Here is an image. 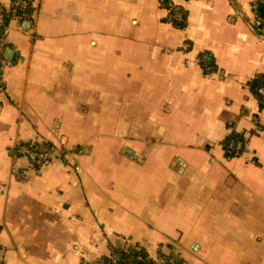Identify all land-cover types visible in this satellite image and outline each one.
<instances>
[{"label": "crops", "instance_id": "crops-1", "mask_svg": "<svg viewBox=\"0 0 264 264\" xmlns=\"http://www.w3.org/2000/svg\"><path fill=\"white\" fill-rule=\"evenodd\" d=\"M260 6L33 0L11 18L1 264H111L139 250L176 264H264V108L251 91L264 77ZM231 132L246 140L234 157L223 148ZM30 143L52 158L32 163L18 152Z\"/></svg>", "mask_w": 264, "mask_h": 264}, {"label": "trees", "instance_id": "trees-1", "mask_svg": "<svg viewBox=\"0 0 264 264\" xmlns=\"http://www.w3.org/2000/svg\"><path fill=\"white\" fill-rule=\"evenodd\" d=\"M161 2L163 5H166V6L168 5V0H161ZM21 13H23L24 15L26 12H21ZM258 13L261 16H264V8L262 6L259 7ZM12 16H13V11L11 10L6 11V23L9 22ZM169 20H171L177 26L184 25V22L182 20L176 21L173 18V12L172 14L169 15ZM4 38H5V30L1 29L0 30V46L3 50L5 48ZM263 87H264V77L263 76H257L251 81V91L258 98L261 108H264V95L260 93V89ZM245 145H246V140L244 136L238 132H231V134H229L227 138L223 141V148L226 151L227 156L229 157L240 155L242 151H244ZM38 146L42 151L47 148V146H41V145H38ZM119 254H120L119 257H117L116 255H113L111 261L114 260L116 264H125L128 260H132L134 264H176V262H174V257L172 255H166L165 259L153 260L143 250H139L137 253H134V254L120 251ZM138 256H140L142 260L140 261L137 260ZM101 264H104V262H102Z\"/></svg>", "mask_w": 264, "mask_h": 264}, {"label": "built area", "instance_id": "built-area-1", "mask_svg": "<svg viewBox=\"0 0 264 264\" xmlns=\"http://www.w3.org/2000/svg\"><path fill=\"white\" fill-rule=\"evenodd\" d=\"M32 2L33 0H11L8 6H5L0 2V30L1 29L6 30V24H7L6 23V11H10V10L13 11L12 18L21 19L23 18V13L21 12L27 11L32 5ZM254 7L256 9L257 5L255 4ZM172 11L174 12V15H176L177 17L181 16V13L179 12L178 8L173 6ZM256 17H257V19L255 20L256 25L258 27H262L263 20L258 16ZM5 64H7V61L5 60L3 56V49L0 46V97L5 92V82H4L3 75H2L3 67ZM260 93L264 95V88L260 89ZM18 152L21 155L27 156L32 163L37 164V165H42L52 158L51 150L42 151L39 148V146L35 143L19 145ZM62 154H64L65 156L67 155V152L62 151ZM76 169H78L77 166H76ZM137 260L140 261L142 260V258L138 256ZM111 264H116V263L113 260ZM125 264H134V262L132 260H128Z\"/></svg>", "mask_w": 264, "mask_h": 264}, {"label": "water", "instance_id": "water-1", "mask_svg": "<svg viewBox=\"0 0 264 264\" xmlns=\"http://www.w3.org/2000/svg\"><path fill=\"white\" fill-rule=\"evenodd\" d=\"M9 52H10V54H11V53H12V50L10 49Z\"/></svg>", "mask_w": 264, "mask_h": 264}]
</instances>
